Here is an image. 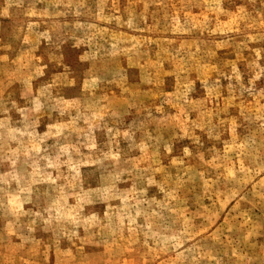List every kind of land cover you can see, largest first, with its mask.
Returning a JSON list of instances; mask_svg holds the SVG:
<instances>
[{
    "label": "rangeland",
    "instance_id": "1",
    "mask_svg": "<svg viewBox=\"0 0 264 264\" xmlns=\"http://www.w3.org/2000/svg\"><path fill=\"white\" fill-rule=\"evenodd\" d=\"M0 264H264V0H0Z\"/></svg>",
    "mask_w": 264,
    "mask_h": 264
}]
</instances>
